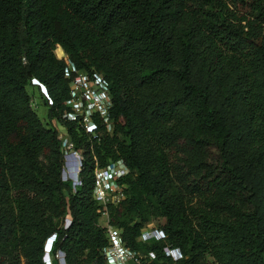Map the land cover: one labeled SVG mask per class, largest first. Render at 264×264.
<instances>
[{
  "label": "trees",
  "instance_id": "obj_1",
  "mask_svg": "<svg viewBox=\"0 0 264 264\" xmlns=\"http://www.w3.org/2000/svg\"><path fill=\"white\" fill-rule=\"evenodd\" d=\"M68 61L105 78L112 133L62 118ZM54 121L84 155L78 184ZM119 159L126 198L108 212L129 249L264 264V0H0V264H46L54 235L52 264H106L94 171ZM154 220L165 240H139Z\"/></svg>",
  "mask_w": 264,
  "mask_h": 264
},
{
  "label": "built area",
  "instance_id": "obj_2",
  "mask_svg": "<svg viewBox=\"0 0 264 264\" xmlns=\"http://www.w3.org/2000/svg\"><path fill=\"white\" fill-rule=\"evenodd\" d=\"M64 57V56H63ZM68 73L70 79V98L65 103L62 118L65 121L76 123L85 129L87 133L98 136L103 131L112 133L114 119L112 116L113 99L108 84L103 75L96 72H83L78 70L68 61ZM33 85L40 86L41 93L51 101L46 87L37 79L32 80ZM60 131L61 149L64 154L65 173L72 177L75 184L80 183V172L83 165L84 155L71 139L65 126ZM103 131H102V130ZM129 168L124 160L110 161L106 166H97L94 171V199L101 206L102 216H106L108 244L103 249L106 264H152L154 253L142 255L129 249L122 237V231L110 224L108 206H118L126 198V184L122 180L128 175ZM67 176V177H68ZM102 218V217H101ZM163 230L156 225L148 224L139 237L143 242L152 240H165ZM55 235L46 243V264H52L50 251ZM49 247H48V246ZM167 254L178 260L182 254L177 249L167 248ZM59 259L63 256L56 255ZM62 264V263H61Z\"/></svg>",
  "mask_w": 264,
  "mask_h": 264
},
{
  "label": "rangeland",
  "instance_id": "obj_3",
  "mask_svg": "<svg viewBox=\"0 0 264 264\" xmlns=\"http://www.w3.org/2000/svg\"><path fill=\"white\" fill-rule=\"evenodd\" d=\"M57 55L58 57L62 58L64 56V53L61 55L59 53V48L57 49ZM29 92L33 95V107L36 109V111L38 112L39 116L41 117V119L44 122H47L48 118L46 116V112H47V107L44 105L45 104V98L44 95L41 93V88L40 86H31L28 88ZM54 125H56L60 131L63 130V128L61 127V125L59 123H57L56 121L53 122ZM101 223L103 225H106L107 220H106V216H102V218L100 219ZM159 221L154 220L151 221L149 224H153V225H159Z\"/></svg>",
  "mask_w": 264,
  "mask_h": 264
},
{
  "label": "clouds",
  "instance_id": "obj_4",
  "mask_svg": "<svg viewBox=\"0 0 264 264\" xmlns=\"http://www.w3.org/2000/svg\"><path fill=\"white\" fill-rule=\"evenodd\" d=\"M48 246V245H47ZM63 257L60 259V262L62 263V264H65V259H64V255L63 254H61Z\"/></svg>",
  "mask_w": 264,
  "mask_h": 264
},
{
  "label": "bare ground",
  "instance_id": "obj_5",
  "mask_svg": "<svg viewBox=\"0 0 264 264\" xmlns=\"http://www.w3.org/2000/svg\"><path fill=\"white\" fill-rule=\"evenodd\" d=\"M59 53L62 55L63 54V50L61 48H59Z\"/></svg>",
  "mask_w": 264,
  "mask_h": 264
},
{
  "label": "crops",
  "instance_id": "obj_6",
  "mask_svg": "<svg viewBox=\"0 0 264 264\" xmlns=\"http://www.w3.org/2000/svg\"><path fill=\"white\" fill-rule=\"evenodd\" d=\"M100 223H101V220H100ZM101 225H103V224L101 223ZM103 226H105V225H103Z\"/></svg>",
  "mask_w": 264,
  "mask_h": 264
}]
</instances>
